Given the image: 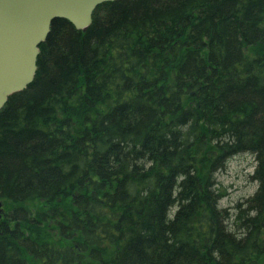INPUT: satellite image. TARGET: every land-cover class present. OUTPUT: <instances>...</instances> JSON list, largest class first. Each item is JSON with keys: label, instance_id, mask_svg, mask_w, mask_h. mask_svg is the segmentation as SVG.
<instances>
[{"label": "trees", "instance_id": "obj_1", "mask_svg": "<svg viewBox=\"0 0 264 264\" xmlns=\"http://www.w3.org/2000/svg\"><path fill=\"white\" fill-rule=\"evenodd\" d=\"M37 68L0 110V264H264V0L106 3Z\"/></svg>", "mask_w": 264, "mask_h": 264}, {"label": "water", "instance_id": "obj_2", "mask_svg": "<svg viewBox=\"0 0 264 264\" xmlns=\"http://www.w3.org/2000/svg\"><path fill=\"white\" fill-rule=\"evenodd\" d=\"M118 0H0V110L34 81L40 46L53 21L79 31L92 25L95 10ZM1 206V203H0Z\"/></svg>", "mask_w": 264, "mask_h": 264}, {"label": "rangeland", "instance_id": "obj_3", "mask_svg": "<svg viewBox=\"0 0 264 264\" xmlns=\"http://www.w3.org/2000/svg\"><path fill=\"white\" fill-rule=\"evenodd\" d=\"M255 167L256 162L252 155H239L232 158L224 170L216 175L218 186L226 194L220 203L221 208L228 209L232 214L236 213L239 205L254 196L259 186L253 179ZM2 213L4 207L1 204V218Z\"/></svg>", "mask_w": 264, "mask_h": 264}]
</instances>
